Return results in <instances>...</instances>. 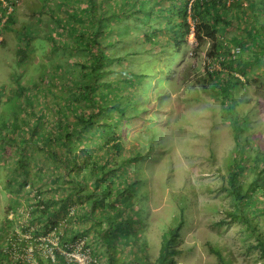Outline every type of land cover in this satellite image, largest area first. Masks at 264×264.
I'll return each mask as SVG.
<instances>
[{
    "label": "rangeland",
    "instance_id": "1",
    "mask_svg": "<svg viewBox=\"0 0 264 264\" xmlns=\"http://www.w3.org/2000/svg\"><path fill=\"white\" fill-rule=\"evenodd\" d=\"M11 1L13 6L10 13L14 14V23L8 30L2 29L0 25V224L4 218L11 221L5 227L2 237L5 238L12 231L25 239L33 237L32 229L39 228L40 222L29 225L27 212L30 208L34 209L32 203H35L37 192H40V196L56 198L61 207L65 206L64 213L57 220L61 226L65 227L69 223L67 228L73 232L90 229L87 237L79 236L71 251L62 252L66 260H73L77 264H93L96 260L104 264L101 262L103 248L97 244L98 238L93 232L98 225L88 220H74L75 214L80 211V204L79 200L70 197V191L75 186L71 183V177L57 175L54 171L57 163L45 153L37 152L30 133L26 132L32 129L34 118L28 114L33 109L34 114L42 118L39 127L49 132L50 137L55 133L52 130L55 131L59 124L57 106L63 104V98L69 96V88L66 89L64 85L66 75L77 79L80 70L77 63L88 64L90 54L61 48L50 53V37L60 43H71L70 34L63 39L60 35L62 29L53 30L57 25L56 19L61 20L62 25H67L72 21L65 15L67 11L77 13L84 19L83 10L90 7L89 1L71 0L74 5L68 8L62 5L57 7L56 3L60 0ZM101 1L93 2L98 5ZM109 2L105 0L109 9L103 10L107 14L111 13ZM246 4L252 9L249 2ZM107 23L113 31L101 39V51L103 43L108 42L113 43V46L107 45L103 50L110 59L139 53V57L130 58L135 63L133 71L151 76L143 83L128 88L138 98L135 103L148 111L146 120L144 123L134 119L123 120L118 130L124 158L138 152L143 155L125 166L127 170L124 175L133 174L140 181L133 203L135 209L141 206L140 217L144 222L141 239L148 242L147 253L150 259L153 260L157 255L160 237L177 214L176 199L182 197L187 204V222L180 237V248L183 251L177 256L178 264H221L212 251L220 252L230 261L228 264H264V257L254 248L256 235L246 224L237 220L220 223L226 219L225 211L232 209L230 198L219 190V169H222V158L232 147L233 139L230 121L226 119V112L222 110L219 100L205 94L201 86L207 68L210 69L213 64L205 56L209 41L197 45L194 37L189 36L186 47L174 54L176 50L167 44V36L161 32L156 45L144 42L141 37L150 29L133 18L123 25L117 20ZM243 36L238 27L224 33L231 47L230 54L239 51L230 38L236 37L238 40ZM18 41L28 51L21 82L23 84L24 80H33L39 83L31 95L32 103L27 108V115L22 110L23 99L15 93L14 78L19 74L15 63ZM125 64L129 63L113 60L112 67L100 81L118 80L121 75L114 72L109 74V71H120ZM257 67L248 71L251 74L250 80L239 89L235 111L240 116H247L249 120L248 126L243 129L245 133L255 132L259 138L264 139V89L256 86L260 78L258 72H262ZM216 68L219 69L218 66ZM118 95L121 93L118 92ZM70 114L73 113H69V117L72 116ZM78 115L81 116V113L78 112ZM5 123L11 127L8 128V134L13 135L18 144L10 142L4 135ZM17 125L18 131L12 129ZM158 129L160 133L155 135ZM22 139L30 141L25 151L26 177L22 176V167L18 163L19 149L15 147H20ZM87 152L77 149L83 158ZM38 213L34 209V217H38ZM259 225L264 230V219L259 221ZM28 227L30 230H26ZM38 241L44 243L40 246L44 254L51 257L54 248L62 250L54 232L48 233L46 237L39 235ZM22 261L35 264L30 247L26 251L11 253L10 264H20Z\"/></svg>",
    "mask_w": 264,
    "mask_h": 264
},
{
    "label": "trees",
    "instance_id": "2",
    "mask_svg": "<svg viewBox=\"0 0 264 264\" xmlns=\"http://www.w3.org/2000/svg\"><path fill=\"white\" fill-rule=\"evenodd\" d=\"M3 1L6 6L0 1V25L2 29L8 30L15 19L14 14L8 13V8L13 6V2ZM88 1L90 7L83 10L84 19L69 11L65 12V15L72 21L67 25H62V21L56 19L57 25L53 30L62 29L60 35L63 39L70 34L72 42L60 43L50 37L49 50L50 53L60 48L82 51L90 54L88 64L78 62L80 70L77 79H72L73 77L67 74L65 82L63 81L65 88H69V96L63 98V104L57 106L59 124L55 131L52 130L54 135L50 137L49 132L39 127L42 118L34 114L33 109L28 114L34 118L32 129L26 132L30 133L31 142L37 147V152L45 153L57 163L54 168L57 175L71 177V183L75 186L70 191V197L79 200L80 204V211L75 214L74 220H88L98 225L93 232L98 238L97 244L103 248L104 256L101 262L178 264L177 256L183 251L180 248V237L187 222V204L182 197H178L177 214L162 233L158 253L151 260L147 253L148 242L144 238L141 239L144 229V222L140 217L141 206L135 209L133 203L140 181L133 174L124 175L127 170L125 166L143 155L138 152L124 158L121 154V136L118 133L123 120L134 119L139 123L146 120L148 111L135 103L138 98L129 92L128 88L136 83H143L151 76L133 71L135 63L130 61V58L139 57V53L110 59L103 49L107 45L113 46V43H103L102 51L99 44L101 39L113 31L109 29L107 21L117 20L123 25L131 18L150 29L141 37L144 42L151 46L156 45L161 32L167 36V44L176 50L174 54H178L187 45L191 32L190 21L195 43L200 45L206 40L209 41L205 56L213 64L210 69L207 68L206 78L202 79L201 86L205 94L219 100L222 110L226 112V119L230 121L233 139L232 147L222 158V169H219V190L230 198L232 209L225 211L226 219H222L220 223L237 220L246 224L256 235L254 248L264 257V230H261L259 225V221L264 219V139L259 138L255 132L245 133L243 129L248 126L249 120L247 116H240L235 111L239 89L249 82L251 74L248 71L253 67L258 66L257 68L262 70L258 72L260 78L256 81V86L264 89V0H256V5L253 4L254 0H110V14L103 11L105 8L109 9L105 0L98 5L94 4V0ZM245 2H249L252 9H249ZM56 4L57 7L62 5L67 8L74 5L71 0H60ZM237 27L244 36L238 40L236 37L230 38L239 48V51L232 55L224 33ZM27 54L26 47L18 41L15 63L19 74L14 78L15 93L23 99L21 105L26 115L27 108L32 103L31 95L39 87V83L33 80H24L23 84L21 82L26 70ZM113 60L129 64L122 65L120 71H109V74L119 73L121 77L118 80L100 81L112 67ZM118 92L121 95H118ZM69 113H73L70 114L71 117L68 116ZM8 123L4 124V135L10 142L18 144L13 135L10 136L7 132L8 128L11 129ZM17 128L18 125L12 129L18 131ZM156 133H160L159 129L155 130V135ZM28 144L30 141L22 139L20 147L15 146L16 150L19 149L18 163L22 167L23 177L27 175L25 151ZM77 149L89 152L83 158L77 153ZM37 193V199L32 204L39 212L38 217H34L33 208L27 212L29 225L40 222L39 228L32 229L33 237L25 239L12 231L4 238L2 234L11 221L6 218L1 221L0 264H10L11 253L26 251L29 247L35 264H77L73 260L67 261L62 252L71 251L80 237L89 235L90 229L73 232L67 228L69 223L65 227L61 226L57 220L58 216L64 213L65 206L61 207L56 198L42 197L40 192ZM51 232L56 235L57 244L62 249L59 251L58 247L54 248L52 257L44 254L40 247L44 243L38 241L39 235L46 237ZM5 245L7 250H4ZM121 251L125 253L122 254ZM212 252L221 264L230 262L220 252ZM20 264L31 263L22 261ZM93 264L101 263L95 260Z\"/></svg>",
    "mask_w": 264,
    "mask_h": 264
},
{
    "label": "clouds",
    "instance_id": "3",
    "mask_svg": "<svg viewBox=\"0 0 264 264\" xmlns=\"http://www.w3.org/2000/svg\"><path fill=\"white\" fill-rule=\"evenodd\" d=\"M1 2H2V4H3V6H6V2L5 1H3V0H0ZM12 6L10 5V8H8V13H10L11 11H12V8H11ZM190 24H191V32H190V37H194V33H193V25H192V22L190 21ZM188 36V37H189ZM187 44H188V38H187Z\"/></svg>",
    "mask_w": 264,
    "mask_h": 264
}]
</instances>
